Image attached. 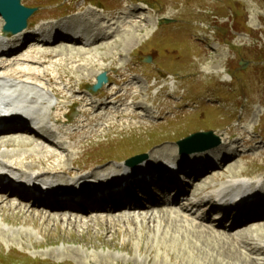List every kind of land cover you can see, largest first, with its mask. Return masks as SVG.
I'll return each mask as SVG.
<instances>
[{
	"label": "rangeland",
	"instance_id": "1",
	"mask_svg": "<svg viewBox=\"0 0 264 264\" xmlns=\"http://www.w3.org/2000/svg\"><path fill=\"white\" fill-rule=\"evenodd\" d=\"M128 1L137 2L134 11L142 18V27H138L141 30L134 29L133 24L130 32H122L113 43L97 48H71L76 50L74 53L86 52V58L92 57L84 60V64L83 56L82 60H76L63 55L59 62L40 69L48 68L55 74H62L64 83L58 86L63 88L70 82L75 92L77 88H87L93 83V70L113 75L114 72L120 73L115 67L123 63L133 70L134 75L144 79L150 74L176 77L174 88L168 86L162 90L158 102L148 93L150 101H155L160 118L153 121L136 119L140 122L123 127L113 124L101 127L91 122L85 127L86 132H78L76 137L87 139L104 133L99 141L93 140L80 146L67 160L53 159L40 167L36 159L28 160L25 167L39 170L62 165L71 169L72 162H75L82 168L109 169L114 168L113 160H124L133 154L146 152L149 156L158 152L163 157L164 151L174 152L177 149L176 141L181 138L198 130H213L221 139L225 138L235 152L233 162L223 171L207 175L209 180L228 176L229 182L233 176H250L237 177L235 181L264 182V0ZM24 2L27 6L47 7L46 11L54 17L64 16L67 7L73 3L72 0ZM95 2L109 9L106 13L111 16L118 13L115 11L122 7L125 0ZM77 6L74 4V7ZM167 20L173 24L160 25ZM136 37L139 40L135 42ZM132 39L135 43L126 45ZM57 50L61 51V48ZM149 55L152 61L147 63L145 59ZM41 85L47 86V83ZM170 96L174 99L171 100ZM65 97L57 103L60 118H63L66 103L73 100ZM188 100L190 106L186 107ZM170 111L174 113L168 115ZM42 112L43 118L39 122L49 124L47 106ZM91 114L90 111L89 118ZM16 139L9 143L10 147H20L17 143L20 140H31L29 134ZM13 148L8 149L11 160L23 156L24 152L32 154L28 153L32 148ZM1 149L4 150V147ZM237 154H251V157L242 160ZM171 156L168 154L165 157ZM21 161L17 162L21 164ZM197 184L201 189L206 185ZM8 200L11 206L0 210V264H264L262 246L251 240L245 247L232 244L227 226L217 229L218 224L210 225L215 219L212 213L207 222L210 229L207 225H198L218 235V240L207 243L204 237L198 240L192 235L191 243L196 248H190V243L183 242V247L170 243L173 235L181 240L184 231L171 233L170 218L161 211L151 213L146 208L141 214L126 216L120 213L106 217L89 214L85 218L63 213L65 216L51 219L49 215L55 216V212L29 204L27 207L36 211L29 209L31 212L28 213V208L16 202L13 196ZM201 212L206 213V208H200ZM67 221L77 222L69 224ZM247 236H254L259 242L264 240V236L259 238L255 232ZM259 248H262L260 254L256 253Z\"/></svg>",
	"mask_w": 264,
	"mask_h": 264
},
{
	"label": "bare ground",
	"instance_id": "2",
	"mask_svg": "<svg viewBox=\"0 0 264 264\" xmlns=\"http://www.w3.org/2000/svg\"><path fill=\"white\" fill-rule=\"evenodd\" d=\"M71 10L74 12L80 13L81 11L84 12L85 7L83 6L72 7ZM85 13H86V16H88V18L84 21V24L92 31H103L104 32L103 36L100 39H98L97 42L94 43L95 48L102 46L104 44L113 43L115 41V38L120 37L122 32H125V33L130 32L133 24H134L133 28L136 30L138 27H142L140 25L142 22V18L135 16V14L132 12H126L123 16L116 17L113 20L109 19L107 16H102V14H98L95 11L86 9ZM2 25H3V20L0 18V33H1ZM119 26L120 27L123 26V28H120ZM127 27H131V28H129L128 30ZM57 28L55 29L54 42H59L60 39L63 38L61 35V32ZM138 29L141 30V28H138ZM28 33H29V29L16 36H8L9 41L7 42V46L12 48V46L15 43L21 42L23 38L30 39ZM137 38L139 37L135 38V42L139 40ZM133 40L134 39L127 41L126 45L130 44L131 42L133 45V43H135ZM25 42L26 40L24 41V43ZM39 44H42L43 46L50 45V41H43V42H40ZM63 46L67 48L70 47V49L64 48ZM75 47H76L75 45L69 46L67 43L66 44L60 43L59 46L55 45L54 47L44 48L43 50L40 51V57L42 60L39 59L40 61H37V63L48 65L51 62L49 60H54L56 62H59V60H61V57L63 55H66L67 59L75 57L74 59L76 60H79V58H81L80 60H82V56H83V60H82L83 64L85 62L84 60L92 59V57H89V58L85 57L86 52L79 51L77 53H74V51L76 50L71 49V48H75ZM58 48H61V51L57 50ZM87 50L89 49H86V51ZM24 63H34V62L26 59L24 60ZM83 64H81V66ZM124 64L125 63L119 65L117 69L121 71V69H123L126 65ZM88 65L89 64H86V66ZM93 73H94L93 80H95L96 76L100 73V70H93ZM11 77L19 78L21 81L26 83V85L30 84V90L28 92H23V93L18 94L17 98L14 100V103L12 102L13 104H10L11 102H7L8 108H14V109L19 110V114L14 117L19 118V121L21 120L22 122L25 120L27 123H31L32 119H29V118L34 117L35 114L37 113L36 104L38 102L34 98L36 97L44 98L39 93L35 92L38 89V85L36 84L41 82L40 80H44V79L48 80L49 84L53 86L54 88L52 89L53 94L58 98V100L62 101L64 98H66L65 96H69L68 98L70 99L73 98L74 100V94L76 95L77 93H79L78 90H76L75 92L74 86H71L70 84H69L68 92H66L65 89L63 90L61 88H58L56 84V78L51 72L49 71L41 72L40 70L28 64H20L16 69H13L11 73L7 71L6 67L0 71V81H3L4 79H11ZM121 81L123 84H120L119 87H112V85L107 86L105 90L103 91V93L98 95L97 97L92 96L91 94H88L87 91L85 90L81 92L82 94H86L87 96L78 101L79 104L83 106L84 108L82 114L79 117H75V118L65 117L63 119V118H60L58 115L59 113L58 108L60 107L59 105L56 104L55 106L50 108L49 119L51 121L52 120L55 121L56 123L62 124L61 126H62V130L64 133V137L60 139H57V137H55L54 144H56V146L59 147L63 151L64 160H67L77 150V148L81 146V143H84L85 141L84 139L86 138L84 137L77 138L76 136L78 132L80 134L85 133L86 132L84 130L85 127L90 126L91 122H96L101 127H104V126L111 127L110 126L111 124H113L114 126L123 127V125L125 124L130 125L133 123H138L140 122L139 121L140 119H148V120L154 119L156 118L155 117L156 114H159L156 108L154 109L153 107L155 104V101L152 102L149 99L150 95H148V93H151L150 92L151 88L148 82H146L140 76L125 77ZM77 89L81 90V87ZM10 90L11 89H7L6 92H9ZM31 94L33 95L31 96V99L28 100L29 102L28 101L23 102V99H25V97L29 98ZM3 95L4 96H1L2 99L13 98L15 96V93L12 91V93L9 95H5V93H3ZM153 97L156 101L159 100L158 98L159 95L157 92L153 93ZM128 100L130 101L128 102ZM90 111L92 113L91 118H89ZM136 119H139V120L136 121ZM115 120L116 122H114ZM229 139L232 140V138H229ZM4 140L0 141V149L2 146L5 148H11L10 147L11 145H9V143L15 142L13 139H4ZM225 141L226 139L224 138L223 143L220 147H217L207 153H199L197 156L199 157V159H201L206 156H210V155L214 156L215 154L216 155L218 154L223 159H226L227 155L233 154L235 150L233 149L232 145H229ZM30 143L31 142H24V141L19 142L20 146H23L24 149ZM69 143L71 145L67 146ZM174 152H172L171 150L164 151V153L167 155L168 154L173 155L171 157H165L167 156L165 154H163L164 156L161 157L160 153L158 152L155 154H151V160L157 161V162L164 161L166 163H170V160L176 157V149ZM1 155L6 156L10 154L7 153L6 151H2ZM32 156L36 158H33ZM237 157L243 160V159H247L248 157H251V154H240V155L237 154ZM207 158H204V159H207ZM34 159H36V163L40 162L38 163L40 164L39 165L40 167L41 164L45 166L44 162H50L53 159L60 160L61 158L59 159V156L53 153H48L40 149L39 152H37L36 154L34 153L30 155L26 154L24 156L13 158L11 163H8L4 160H0V169L5 173L4 179L8 178L9 180L6 185H2L1 190H0V207H1L0 210L4 209V207L11 206V202L8 200V197L7 198L4 197V190L8 188L13 192L19 191V187L14 186V184H18V186H24L23 188L28 189L29 192H33V198L35 202L40 201L45 204V208L48 209L47 211L50 210L51 212H55V216L49 215V216H52L51 219H54V218L58 219L57 216H62V217L65 216L63 213H66V214L74 213L76 214L75 218H80L83 216L85 218V216H87L86 211L88 210V209L86 210V208H90L91 210L90 214H99L100 216H104V217L113 216V215L120 214V213L128 216V214L120 210L124 208L126 204L135 203L136 205L139 206L138 209L140 211H141V208L144 206L145 201L142 200L140 197L136 196L135 194L136 191H138V194L142 196H146L149 201L160 202L159 200L157 201L154 198V194L150 191V186L152 185L156 186V188L163 193L167 191L168 189L174 187V185L176 187L178 185V180L172 176L165 177V178L158 177L157 180H153L148 183H144L140 179H137L136 182L131 183L132 186H127L123 192H120V193L108 192L107 196L101 199H95L94 198L95 194L82 195L84 200L79 203L75 202L73 204H72V201H69L66 203L64 201H61L60 199L53 198L54 196H51V198L49 199H43V198L38 199L37 196L35 195L37 191H40V188L37 187V182L42 183V184H49L50 186H58L61 183H69L71 181L75 182V184H80L82 181L87 180L88 177L86 175H88L91 171L93 172L91 174L93 179H96V180H99L101 178L110 179V178L115 177L116 175L121 174L123 166L109 168V169L104 168L102 170L94 171L92 169H88L87 166L83 168L80 166H76L75 162H72V165L75 168H71V169H65L64 167H62V165L57 166V167L53 165L55 168H49V169L42 166L44 169H39V170L37 169L30 170L26 168L25 165L27 161L34 160ZM20 160H22L21 164L17 162ZM211 169H212V165H204L202 167L192 170V171H195L192 173L194 177L193 179L202 180L201 182L203 183L206 182V180H209L210 177L204 176L203 177L204 179L203 178L201 179L200 177L204 173L209 172ZM12 171L16 172L17 174L13 173ZM83 171H85L88 174H80ZM8 172L12 174L13 177L11 178L8 177L7 176L9 174ZM57 176H64V178L63 179L58 178ZM67 177L71 178V180L70 181L67 180ZM227 177L228 176H223L222 178H219V179L217 178V180L211 179L210 181L221 182L222 180H225ZM233 177L235 178V177H241V176H233ZM23 178H29L30 181L29 182L22 181L21 179ZM243 184H246V183H243ZM227 185H230V184H227ZM252 186H259V191L264 190V183L262 184V183L254 182ZM133 187L135 189H132ZM214 188H216V185H211L210 183L207 182L204 190L209 191ZM253 191H258V189L256 187H253ZM186 192H188L187 188L181 189L180 191H178L175 199H181L184 193ZM28 194L29 193H26L23 190L21 193V196L24 198ZM192 195L194 196L195 193H192ZM243 197L247 198L248 196H243ZM51 199H54V201L50 202L49 200ZM1 203H4V204H1ZM23 204L25 207H27L26 202L24 203L23 201ZM198 205L206 206V208H209L210 211H213L215 208V206L212 204V200L208 202L200 201L199 203L195 205H189V206L192 207L193 209V208L198 207ZM106 206L111 208V214H104L105 213L104 209ZM27 208H28L27 209L28 213L31 212L30 210L36 211L35 209H31V207H27ZM237 209L238 208H235L233 210L229 209V210L223 211L221 214L219 225L222 226L223 223L226 222V219L230 218L231 213L233 211L236 212ZM162 212L170 218L169 219L170 223L169 222L168 223L171 229L169 231H171V233H179V231H182V230L184 231L182 233L181 240L176 239L177 237L176 238L173 237L174 235L171 236L170 243L174 244L175 246L178 247L180 245L181 247H183L184 246L183 242H185L187 245L188 243H190L189 245L190 248H192V246L196 248V245L194 243H191L190 236L192 235H194L198 240L204 237L206 239L205 242L207 243L214 242V239L218 240V235H216L215 233L209 232L207 230H203L201 229L202 227L195 225L194 218L192 219L189 218L188 214H186V211L176 212L173 209L169 210V208H167L166 210H163ZM200 217L201 218L199 220L201 222H203L206 218V216H203V215ZM67 222L69 224H74L77 221H75L74 223L73 221L72 222L67 221ZM230 226H231L232 232L230 233L229 236L231 238L232 244H237L239 246H246L248 240L256 242L257 240L255 239V237L246 236L247 234H252L253 232L257 233V236L259 238H261V236H264V233H263L264 232V201L261 200V197L257 196L256 200L249 203L248 205H245L243 209L239 210L237 214H235V216L232 217V222ZM261 244H264V240L261 241ZM257 252L260 253L261 250H258Z\"/></svg>",
	"mask_w": 264,
	"mask_h": 264
},
{
	"label": "water",
	"instance_id": "3",
	"mask_svg": "<svg viewBox=\"0 0 264 264\" xmlns=\"http://www.w3.org/2000/svg\"><path fill=\"white\" fill-rule=\"evenodd\" d=\"M33 13L32 10L21 6L19 0H0V14L6 19L7 26L5 31L12 34L19 33L27 27V19ZM99 83L94 86L98 90L104 81H107L106 75L98 78ZM220 139L212 131L205 133H196L179 142L183 152L206 151L220 145Z\"/></svg>",
	"mask_w": 264,
	"mask_h": 264
}]
</instances>
